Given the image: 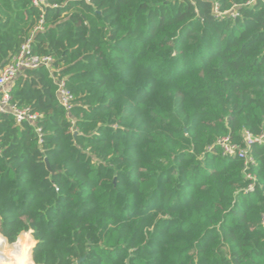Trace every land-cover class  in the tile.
<instances>
[{
    "label": "trees",
    "instance_id": "1",
    "mask_svg": "<svg viewBox=\"0 0 264 264\" xmlns=\"http://www.w3.org/2000/svg\"><path fill=\"white\" fill-rule=\"evenodd\" d=\"M251 1L0 0V68L32 37L73 95L67 112L45 68L10 86L42 118L0 113V264H264V147L245 192L217 144L264 134Z\"/></svg>",
    "mask_w": 264,
    "mask_h": 264
},
{
    "label": "built area",
    "instance_id": "2",
    "mask_svg": "<svg viewBox=\"0 0 264 264\" xmlns=\"http://www.w3.org/2000/svg\"><path fill=\"white\" fill-rule=\"evenodd\" d=\"M254 1L255 0L249 2L248 5H251ZM46 3L47 0H33V5L41 9L46 5ZM214 11L216 17L220 19L226 16L232 18H236L239 16L236 10H233L231 12H220L218 5L215 6ZM43 24L44 19L42 17L40 25L36 28V31L42 30ZM31 41L32 37L25 42L20 52L16 56L12 57V59L5 66L0 68V113L12 115L17 124H21L22 122L35 124L39 119L42 118L41 115L37 113H32L30 109H21L11 102L10 86L16 80L18 75L25 69L45 68L46 70H48L53 78L54 83L57 86V98L60 105L67 112H69L73 107V95L67 88L66 79L61 78L57 74L59 71L54 69V61L51 57L38 56L32 53ZM37 132L40 133L41 130L38 129ZM217 144L222 148L224 155H228L229 157L233 158L236 157L244 161V174L246 178L251 181V184L246 188L245 192H253L256 186V177L249 172L250 166L255 163L254 158L252 156V151L255 147H264V134L260 136H255L247 132L244 136V142L242 147L231 144L228 138L219 140ZM31 238L34 241V245L31 248L30 256L31 252L37 244L32 235ZM32 262L34 263V261Z\"/></svg>",
    "mask_w": 264,
    "mask_h": 264
},
{
    "label": "rangeland",
    "instance_id": "3",
    "mask_svg": "<svg viewBox=\"0 0 264 264\" xmlns=\"http://www.w3.org/2000/svg\"><path fill=\"white\" fill-rule=\"evenodd\" d=\"M12 261L15 262V263H18L19 262V258L15 255V256H13Z\"/></svg>",
    "mask_w": 264,
    "mask_h": 264
},
{
    "label": "water",
    "instance_id": "4",
    "mask_svg": "<svg viewBox=\"0 0 264 264\" xmlns=\"http://www.w3.org/2000/svg\"><path fill=\"white\" fill-rule=\"evenodd\" d=\"M46 163H47V166H48V168L50 169V165H49V162H48V160H46ZM6 239V238H5ZM7 240V239H6ZM18 241H19V239H18ZM17 241V242H18ZM32 254H33V251L31 252V256H32ZM32 261H33V259H32Z\"/></svg>",
    "mask_w": 264,
    "mask_h": 264
}]
</instances>
